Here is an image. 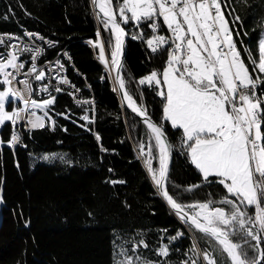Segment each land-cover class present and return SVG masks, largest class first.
Here are the masks:
<instances>
[{
  "label": "trees",
  "instance_id": "16d2710c",
  "mask_svg": "<svg viewBox=\"0 0 264 264\" xmlns=\"http://www.w3.org/2000/svg\"><path fill=\"white\" fill-rule=\"evenodd\" d=\"M224 2L230 23H235L237 15L242 22L236 24L240 36L234 34V39L247 64V51L258 58L264 0ZM124 27L136 31L130 25ZM142 31L151 35L147 27ZM23 32L56 43L45 53L46 58L66 50L72 63L67 76L80 91V98L94 100L95 122L84 123L81 117H91V108L75 105L68 94L71 91L61 88V92H52L56 101L48 110L55 121L51 129L45 123L43 128L21 131L22 143L10 148L12 125L5 122L0 126V141L4 142L0 144V264H115L114 255L121 247L131 249L140 240L149 246L139 249L148 260L181 264L189 259L193 234L160 198L146 170L147 156H140L141 144L145 153L151 146L155 154V141L146 134V125L120 104L106 66L98 59L99 49L88 43L109 36L90 0H0V35L22 36ZM106 58H110L107 51ZM160 67L162 62L143 41L127 37L121 71L124 90L147 108L153 122L164 125L166 134L175 133L162 120L160 97L138 84ZM16 106L20 103L11 107ZM168 139L173 145L167 184L170 194L179 195L184 203L207 199L213 192L210 187L185 193L189 186L200 184L201 177L186 162L178 133ZM153 166L158 168L156 159ZM178 231L184 235L170 240ZM162 244L169 247L167 258L155 254Z\"/></svg>",
  "mask_w": 264,
  "mask_h": 264
},
{
  "label": "snow or ice",
  "instance_id": "6c2138e0",
  "mask_svg": "<svg viewBox=\"0 0 264 264\" xmlns=\"http://www.w3.org/2000/svg\"><path fill=\"white\" fill-rule=\"evenodd\" d=\"M91 3L98 9L97 20L109 36L102 42L98 39L88 43L99 49L101 63L116 70L120 90L125 89V81L119 75L123 68L125 37L143 41L154 58L162 62V67L140 78L138 84L160 97L162 120L175 133L166 134L164 125L153 122L147 108L138 104L128 91H123V99L132 113L142 119L148 130L146 134L155 141V154L153 147L149 146L145 153V145L139 146L140 156H147L144 163L154 187L193 234L189 249L193 255L181 264H264V88L261 87L264 85V75H261L264 74V32L258 38V58L247 51L246 64L234 39V34L237 38L240 36L236 24L242 25V22L237 15L235 23H230L224 0H91ZM125 25L136 31H128ZM143 27L150 29L151 35L142 31ZM165 30L168 35L163 34ZM24 35L44 40L36 33ZM96 35L101 36L99 29ZM21 39L9 35L6 40L0 35L3 48L0 51V126L10 122L13 127L7 142L10 148L22 143L17 130L19 123L26 121L31 129L43 128L46 117L55 124L48 110L56 96L49 86L42 84L39 88L48 98L39 101L32 98L35 91L32 81L45 80V70L37 66L43 50L11 43ZM48 44L52 46V42ZM106 51L110 53V64ZM24 53L31 54L27 71L21 60ZM57 64L63 68L59 61ZM59 82L69 83L66 79ZM53 88L55 92L63 91ZM17 101L23 106L11 107ZM37 109L43 112V117L37 115ZM81 119L92 122L87 115ZM176 133L186 162L201 177L200 184L184 191L195 193L201 187L212 188L213 192L203 201L184 203L179 195L170 194L167 187L173 151L168 136ZM96 139L100 137L97 135ZM153 159L158 161V168L153 166ZM214 194H219L218 198H212ZM183 235L178 231L169 239L174 241ZM141 247L149 246L140 240L131 249L121 247L114 255L115 264H167L166 260L154 262L143 257L139 252ZM155 254L167 258L168 245L162 244Z\"/></svg>",
  "mask_w": 264,
  "mask_h": 264
},
{
  "label": "built area",
  "instance_id": "2783aa9c",
  "mask_svg": "<svg viewBox=\"0 0 264 264\" xmlns=\"http://www.w3.org/2000/svg\"><path fill=\"white\" fill-rule=\"evenodd\" d=\"M25 32H23L22 36H16L13 35L14 37H21V40H13L11 41V43H20L22 46L23 44H27L29 47H39L40 49L43 50L41 57L38 59L37 61V66L39 68H42L45 70V80L43 82H37V81H32V86L35 89L32 98L36 99V100H42V99H46L47 94L40 92L39 88L41 87L42 84H47L49 86V90L51 92L54 91L53 86L55 87H59V88H65L69 91L72 92V100L73 103L77 106H89L91 108V117H89V120H91L92 122L89 123L87 121L82 120L84 123L86 124H93L95 122V110H94V100L92 98H88V97H83L80 98L79 96L81 95L80 91H77V88L73 85V83L70 81L69 77L67 76V69L69 67H72V63L71 60L66 52V50H61L58 51L55 56H53L52 58H46L45 57V53L48 50H52L53 48L56 47V43L52 40H48L45 39L44 40H37V39H29L27 36L24 35ZM30 33H34V32H30ZM37 34V33H36ZM165 35H168L167 31L165 30L164 33ZM5 37V39L7 40V35H3ZM48 42H52V46L49 47ZM0 51H3V48L0 47ZM150 51V50H149ZM151 53V52H150ZM30 53H24L21 56V60H23L25 62V71L28 70L30 64H31V60H30ZM57 61H59L60 64L63 65V68H60L59 65L57 64ZM55 68V71H52V69ZM54 77H56L54 79ZM20 78H26V77H20ZM61 79H66L68 80V84H61L59 81ZM15 87H22L21 85H14ZM2 89V88H1ZM89 101V103H81L78 104L77 101ZM37 115L38 116H42L43 117V113H40V110H36ZM50 116V115H49ZM45 119V123L49 125L50 129L53 126L52 121L48 120L46 117ZM26 122V121H25ZM17 130L20 134V132L22 131V122L19 123L17 125Z\"/></svg>",
  "mask_w": 264,
  "mask_h": 264
},
{
  "label": "water",
  "instance_id": "95a60500",
  "mask_svg": "<svg viewBox=\"0 0 264 264\" xmlns=\"http://www.w3.org/2000/svg\"><path fill=\"white\" fill-rule=\"evenodd\" d=\"M90 2H91V0H90ZM91 7H92V10H93V12L96 14L97 12H98V9H96L93 5H92V3H91ZM102 15V14H101ZM126 43H127V37H125V47H124V50H123V56L121 57V62H122V64L124 63V60H125V55H126ZM121 71H122V69L120 70V72H119V75L121 76ZM116 76H117V72H116V70L114 69V68H112L111 69V79H112V81L110 80V78H109V81L111 82V84H112V87H113V89H114V91H115V95L118 97V100H119V102H120V104L123 106V108L127 111V112H129L130 114H132L134 117H136L137 119H139L142 123H143V121H142V119L140 118V117H138V116H136V114L135 113H132V111H131V109L130 108H128V106H127V101H125L124 99H123V91H125V90H120L119 89V85H118V83H117V80H116ZM173 156V155H172ZM171 163H172V158H171V161H170V168H171ZM170 172V171H169ZM160 196V195H159ZM161 198V197H160ZM162 199V198H161ZM163 200V199H162ZM164 201V200H163ZM164 203L167 205V203L164 201ZM167 207L170 209V211L172 212V210H171V208L167 205ZM173 213V212H172ZM174 214V213H173ZM175 215V214H174ZM175 217H176V215H175ZM177 218V217H176ZM178 219V218H177ZM179 220V219H178ZM180 221V220H179ZM181 222V221H180Z\"/></svg>",
  "mask_w": 264,
  "mask_h": 264
},
{
  "label": "bare ground",
  "instance_id": "6f19581e",
  "mask_svg": "<svg viewBox=\"0 0 264 264\" xmlns=\"http://www.w3.org/2000/svg\"><path fill=\"white\" fill-rule=\"evenodd\" d=\"M108 61H109V64H110V60L109 59H107ZM106 66V65H105ZM111 69H112V67H107V72H108V75H109V78H110V80L112 81V79H111ZM17 102H19V101H17ZM20 103V102H19ZM27 124V123H26ZM26 125H25V123H23L22 122V131L24 130V131H27L26 130V127H25ZM28 127V126H27ZM13 131V127H12V130H11V132ZM24 133V132H23ZM10 135H11V133H10Z\"/></svg>",
  "mask_w": 264,
  "mask_h": 264
},
{
  "label": "rangeland",
  "instance_id": "374dc122",
  "mask_svg": "<svg viewBox=\"0 0 264 264\" xmlns=\"http://www.w3.org/2000/svg\"><path fill=\"white\" fill-rule=\"evenodd\" d=\"M262 32H264V28L262 29L261 33H262ZM261 33H260V35H261ZM260 35H259V36H260ZM257 47H258V43H257ZM106 59H107V58H106ZM108 59L110 60V58H108ZM104 65H105V64H104ZM106 69H107V67H106ZM107 73H108V72H107ZM108 76H109V75H108ZM0 90H2V89L0 88ZM22 106H23V105H22V102H20V107H22ZM40 113H43V112L40 111ZM23 123H25V125H26L25 127H26V130H27V131H29V130H33V129L30 128V125L26 124V122H23ZM27 126H28V127H27ZM23 131H24V130H23ZM20 137H21V132H20Z\"/></svg>",
  "mask_w": 264,
  "mask_h": 264
}]
</instances>
